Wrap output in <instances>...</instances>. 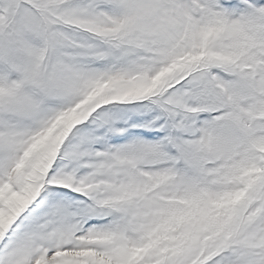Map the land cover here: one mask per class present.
I'll list each match as a JSON object with an SVG mask.
<instances>
[{
	"label": "snow or ice",
	"instance_id": "1",
	"mask_svg": "<svg viewBox=\"0 0 264 264\" xmlns=\"http://www.w3.org/2000/svg\"><path fill=\"white\" fill-rule=\"evenodd\" d=\"M0 264H264V0H0Z\"/></svg>",
	"mask_w": 264,
	"mask_h": 264
}]
</instances>
